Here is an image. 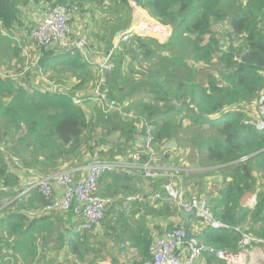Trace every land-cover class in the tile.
<instances>
[{"label":"trees","instance_id":"1","mask_svg":"<svg viewBox=\"0 0 264 264\" xmlns=\"http://www.w3.org/2000/svg\"><path fill=\"white\" fill-rule=\"evenodd\" d=\"M131 1L162 25L170 26L173 35L161 43L154 37L134 34L128 42L119 44L116 68L107 85L109 97L118 101L122 114L117 111L106 116L101 112L96 118L89 117L84 105L77 104L74 98L86 90L88 81L94 84L95 67L94 71L81 55H70L57 46L38 47V59L32 66L37 72L34 80L0 76V125L15 131L25 128L27 133L18 139L19 144L36 147L33 157H23L20 149L8 147L10 157L41 175L91 160L123 158L142 151L134 146L148 124L154 128L158 149L172 139L184 149L189 142L197 149L194 153L201 154L200 163L205 160L210 166L222 165L219 171L224 182L211 209L217 219L233 228L215 230L194 217L191 229L202 245L236 251L241 236L234 228L246 225L249 232L264 238V131L246 122L252 116L249 109L264 93V0ZM41 3L45 9L77 4L80 12L105 7L112 15L125 13L117 24L109 26V39L129 27L130 0H0V44L26 25L30 34L32 26L25 15L31 6ZM13 51L19 53V49ZM39 75L47 77L49 86L42 85ZM74 77L79 81L71 88L69 80ZM130 113L135 117L130 118ZM9 131L0 135V141L6 136L5 146L7 138L14 141L16 136ZM182 135L186 138L179 141ZM2 148L0 202L2 196L12 193L18 198L5 203L0 212V264H28L37 256L39 238L44 241L47 236L53 242L58 237V244L50 249L66 250L80 264H101L112 256L104 232L99 231L103 223L92 232L66 230V236L61 229V214L40 213L46 203L41 195L35 191L20 195L23 174L9 167ZM244 157L247 160L241 161ZM133 176L109 172L102 180L111 177L114 184L126 185ZM108 189L112 193L113 186ZM249 192L256 196L254 208L243 201ZM120 193L114 186L111 197ZM139 203L143 202L134 203V209ZM151 208L175 214L174 205L167 200H158ZM125 216L120 214L118 222L111 225L110 242L123 240L129 228L124 224L128 221ZM134 223L136 228L124 239L130 242L125 248H135L137 254L130 256L127 263L143 264L149 258L153 237L143 221ZM174 227L171 224L168 229ZM90 254L97 257L90 260ZM204 254L207 264H225L208 252Z\"/></svg>","mask_w":264,"mask_h":264},{"label":"built area","instance_id":"2","mask_svg":"<svg viewBox=\"0 0 264 264\" xmlns=\"http://www.w3.org/2000/svg\"><path fill=\"white\" fill-rule=\"evenodd\" d=\"M134 21L118 35L117 42L109 49L97 53L92 47L91 39L86 36L75 37L70 26L71 17L80 13L77 4H58L44 9L34 19L30 37L37 47H59L70 55L79 54L83 60L96 69L95 84L88 95V99L74 98L79 105L83 102L96 101L101 112L106 116L121 112L116 99L109 97L108 78L116 68L115 54L120 43L128 42L134 34L151 36L161 43H166L173 35L170 26L152 21L144 9L130 0ZM90 99V100H89ZM131 118L135 117L132 113ZM247 123L264 131V93L256 102V109L252 112ZM142 137V151H135L123 158L113 160H91L86 163L70 166L51 175H41L37 172L22 168L24 175L32 174L28 180H23L20 195L31 191L41 195L46 203L40 210L42 214H71L74 226L78 231L92 232L101 226L105 218L110 215L114 198L100 194L102 178L107 173H122L125 175L142 174L149 180L164 179L163 189L154 193L143 194L137 192L127 195L126 201L155 203L167 200L180 209L196 211L204 226L215 230H231L233 227L214 216L211 205L205 197L189 198L177 173L157 164L159 153L155 146L154 128L146 125ZM147 155V156H144ZM247 160V157L241 161ZM246 205L254 208V196L246 201ZM180 220V219H179ZM241 236L238 249L227 251L209 248L204 245L197 248L193 243H184L185 229L182 223L168 229L163 235L152 239L149 245V258L143 264H197L202 253L208 252L225 264H264V238L257 237L248 230V226L234 228ZM125 248V245H122ZM131 256L137 253L132 250ZM127 264H133L129 261Z\"/></svg>","mask_w":264,"mask_h":264},{"label":"crops","instance_id":"3","mask_svg":"<svg viewBox=\"0 0 264 264\" xmlns=\"http://www.w3.org/2000/svg\"><path fill=\"white\" fill-rule=\"evenodd\" d=\"M44 9H45V5L43 6L42 3L37 5V6H31V8H29V13L32 14V15L30 14L32 25L34 23V19L38 15H40V13ZM104 10H106L105 7H104ZM123 12H125V11L123 10ZM128 13L130 15L128 26H130L134 21L133 10L131 13L130 8H129ZM122 15H125V13H122ZM122 15H121V13L118 15H112L111 13H109L108 18H110V20H111L110 23L117 22L116 20H119V18ZM148 17L152 21H156L154 18H152L150 16V14H148ZM105 19H106V21L108 20L107 16L99 10L86 11V12L81 11L79 14H75L71 17L70 26L72 27L73 35L75 37H78V36L88 37L89 39H91L92 47H93L94 51H96L97 53L104 52L110 48L111 43L117 42L118 35L120 33V32L116 33L115 36L112 39H108V41L102 39L101 36H103L105 31H103L104 29L102 30V28H100L101 27L100 24L105 25L104 23H102L103 20H105ZM107 27H108V25L106 26V28ZM91 68H92V70L95 71L94 66H91ZM78 81L79 80H77L75 77L70 78L69 84H68L69 87L70 86H71V88L75 87V85L78 83ZM91 85H92V81H88L86 84V89L90 87V90H91ZM89 94H90V91L87 92V90L79 93V95H85V96H83V98H86V99H88ZM84 108H85V111L87 112L89 117L96 118L97 116H99L101 114V109H100V107L96 101H91V102L85 104ZM255 109H256V105H254L253 108L249 109V112H250L249 114H251ZM181 137L183 139L186 138L185 135L179 136V141H182ZM141 142H142V137H139L137 144L134 147L135 148L140 147L142 144ZM187 145H188L187 149H190V146H189L190 143L189 142ZM157 150L159 153V158H160V152H161V154L163 155L162 156L163 160L165 161V164L160 165V166L168 169L169 167H167V166H169V162L167 160H170V161L174 160L173 159V158H175L173 156L174 152L176 150L181 151L183 149L175 139H172V140H169L168 143L163 144L161 146V148H159V149L157 148ZM159 158H158V160H159ZM158 160H157V164L159 165ZM199 161H200V159H198V163H199ZM189 165H190L189 162L184 164V168H182L184 173H182V175H181V173H178V176L181 178V181H182V184L184 187H185V184L183 183L184 180L188 184V186L185 187V189H187L186 190L187 196L189 198H193V197H198V195L194 194L193 190L188 188V187H190V185H191L193 187V189L195 191H197L196 187L200 186V185L199 184L195 185L194 183H196V182H194V183L190 182L189 183V181H193L194 178H201V177H200V175H192L191 176L189 174V172L192 170H197V169L192 168V167H188ZM199 165H200V163H199ZM221 167H222V165L221 166H211V168H215V171H216L215 173H213L211 175V178L212 177L216 178V179H218L219 182H222L216 190H213V194H211L209 196V199L205 196V198L208 199L211 206L215 205L216 202L218 201V199H219L218 189L222 186V184L224 182L223 174L219 171V168H221ZM115 174H122V173H115ZM182 176L184 177V180H183ZM131 178H132L131 183H128L126 185L124 183H120V182L114 184L111 177L105 178L104 180L101 181V184H100V186H101L100 188L103 191V193H105V194L107 193L105 196H109V195L111 196L113 194L114 186H115V188H117L121 192L116 197H113L114 201H115L114 202V206H115L114 208L116 209L115 213H114V222L115 223L118 222V218L120 217V214H125L126 215L125 217L128 218V221L124 222L125 225H129V228L127 230V233H125L124 238H127L128 233H130V231H132L134 228H136V224L134 223V222H136V220H141V221H143L144 224L147 225V228L149 229L153 238L163 235L164 232L166 230H168V227L171 224H173L174 226L179 225L180 223L184 224V220L180 217L181 209L176 207L175 205L173 208V210H175V214L167 213L168 210H165L163 208H160L158 210L151 208V206L154 203H150L149 201L139 203V207L137 209H134V207L132 205L136 202H130L129 203L128 201H126L127 195L135 194L137 192H141L143 194H149L150 195L151 193L161 191L163 189V185H164L165 180L164 179L149 180V179L143 178V176L139 175V174L134 175ZM209 179L210 178H207L206 181H204V178H203V180L197 179L195 181H197V182L200 181L202 183H205V185L207 184V186H208L207 188L210 190L211 183H206ZM191 183H193V184H191ZM21 185H23V183ZM112 186H113L112 193H108V190H109L108 188L112 187ZM124 186H125V188H124ZM101 195H103V194H101ZM199 196H201V194H199ZM251 196H254L256 198L254 192H249L245 195L243 201L246 203V201H248L251 198ZM201 197H203V195ZM134 205H136V204H134ZM134 212H135V215H132V213H134ZM61 215L62 216H60V217H63V219L67 220V222H68L67 228L72 229V227L74 226V217L71 214H61ZM194 217H197V216L190 217L191 227L194 226V224H195V221L193 219ZM115 226L117 228L119 227L118 224H115ZM107 227L110 228L111 226L107 225ZM195 229L198 232L200 231V228L198 226ZM120 230L123 231L122 228H120ZM124 238H123V240L125 243H123L122 245L130 244V242ZM132 249L135 250V248H132ZM5 250L6 249L4 248L3 252H5ZM109 259H111V262H109L110 260L109 261L104 260L101 262V264H127L128 253H126V254L123 253L122 255L116 256L113 258H111V256H109ZM199 264H207L206 256H204V258L201 260V262Z\"/></svg>","mask_w":264,"mask_h":264},{"label":"rangeland","instance_id":"4","mask_svg":"<svg viewBox=\"0 0 264 264\" xmlns=\"http://www.w3.org/2000/svg\"><path fill=\"white\" fill-rule=\"evenodd\" d=\"M49 4H50L49 6H51V3H49ZM104 5H109V2H105ZM84 6H88V3L84 2ZM84 6H83V8H84ZM97 10L101 11L103 14H105L107 16L108 20L107 21H106V19L103 20L102 23H104L105 25L100 24L101 25L100 28H102V30L104 29L103 31H105V33L103 34V36H101V38L106 40V41H108V39L110 38L109 34H110L111 30H112V29L111 30L109 29V26L115 24L116 22L110 23L111 20H110V18H108V14L109 13L107 12V10H104L103 7L99 8ZM130 12L132 13V8L131 7H130ZM146 13H148V12H146ZM30 14L31 13L25 15V17H26V22L27 21L30 22L31 26H32V21H31V18H30ZM107 25H108V29L106 28ZM26 26L28 27V25H26ZM26 26L23 29L21 28L18 31L10 33L11 38L7 39L6 42H4V44H0V76L1 77H8V78H12V79L14 78L15 80L21 81L20 78L22 76L27 78L28 80H34L35 79V75H37V72L32 69V66L34 65V63L38 59L37 56L35 55V52H36L38 47L35 45L34 41L31 39L30 34H29L28 29L26 28ZM224 26H225V23L222 24V28ZM223 32H219V35L220 36L223 35ZM4 34H8V32H4ZM23 45H27V46H23ZM17 49H19V53L15 54V52L13 50H17ZM197 68L200 69L201 66H198ZM207 70L211 71V68H208ZM39 81L42 83V85L49 86V84L47 83V81H48L47 77H42L41 75H39ZM94 84L92 83L91 90H90V87L86 89L87 92H89V91L91 92L92 91V88L94 87ZM83 96H85V95H81L79 97H83ZM139 126H140V129H141L142 126L141 125H139ZM9 130H11V131H9ZM6 131H9L8 133H11L10 135H16L15 139H14V141H11V138H7L8 144L5 146V143H6V136H5L4 137V141L3 140L0 141V147H3L2 148V150H3L2 152H4V155H6L8 161H9L8 162L9 167H11L12 170H14V171H18V172L22 171L21 169L23 168V164H22L23 161L21 162L17 158H13L12 159L10 157V154H9L10 152L8 153V151L10 150V148H8V147H13V148L17 147L16 150L20 149L21 150V155L23 157H25V155H28V154L32 155V157H33L34 154L36 153V151H35L36 147L35 148H33L32 146L29 147V146H27L26 143L25 144L23 143L24 145L23 144H21V145L19 144L18 139L23 137V136H25L26 133H27V130L25 128H23V129H21L19 131H15V129L12 130L11 128H8V127L6 128L3 124H1L0 125V135L1 136L3 134L5 135ZM1 136H0V138H2ZM189 146H190V149H187V148L184 149L182 147L183 150H181V151L180 150H176L174 152V154H173V156L175 157V158H173L174 160H172V161L167 160L169 162V166H167V167H169L168 169H170L172 173H177V174L181 173V175H182V173H184V171L182 169V168H184V164L189 162L190 165L188 167H192V168L197 169V170L190 171L189 174L191 176L192 175H200L201 178H194L193 181H189V183L190 182H193V183L196 182V183H194L195 185H197V184L200 185V186L196 187L197 191H195L191 185L188 188L192 189L194 194H196L198 196H199V194H201V196L202 195H203V197L206 196L209 199V196L211 194H213V190H216L220 186V184L222 182H219L218 179H216V178H213V177L211 178V175L213 173H215L216 171H215V168H211L210 164L207 161L204 160L203 163L199 162L200 163V165H199L198 159H201V154H199V153L195 154L194 153L197 150L194 145L190 144ZM162 156L163 155L160 152V158L158 160L159 165H164L165 164V161L163 160ZM65 165H64V167H65ZM31 175L32 174L24 175L23 179L24 180H26V179L28 180V178H30ZM203 178H204V181H206L207 178H210L206 182V183H211L210 190L207 188L208 187L207 184L205 185V183H202L200 181H198V182L195 181L197 179H202L203 180ZM180 180H181V178H180ZM183 180H184V177H183ZM183 183L185 184L186 181L184 180ZM193 183H191V184H193ZM100 192L103 193L102 190H100ZM108 193H109V191H108ZM108 197H111V196L109 195ZM2 198H3V200L0 202V204H2V206L0 205V212H1L3 207H5L9 203H11V201H13L14 199L18 198V196H15L12 193L11 195H4V196H2ZM5 203H6V205H5ZM114 207L115 206L113 205L110 215H108L105 218V220L103 221L102 229L99 230V231H100V233L104 232V236L106 237V239L109 242V244H107L106 242H105V244L107 246H109L110 250L112 251V252L110 251L112 253L111 258L116 257V256H120L123 253L124 254L128 253V258H129L131 256V254H132V251H130L131 249H129V248L128 249L127 248H122L121 245L123 243H125L124 240H119L117 242H113V241L110 242L109 234H110L111 229L109 227H107V225L111 226L114 223V213H115V210H116ZM67 226H68V222H67V220L64 219L63 220V226L61 227V229H62V232H64L66 234V236H69V234L66 232V230H70V232H71V230L75 229L76 227L73 226L72 229H68ZM39 239H38L39 241L37 240L38 244H39V249L37 250L38 251L37 252V256L31 262H28V264H74V263L75 264H80V262L78 260H76L74 262V258L71 256V254L66 252V250L61 251V249H59V250L55 251V250L50 249V247L52 245L58 244V241H56V239H58L57 236L54 238L55 242H53V238L52 237L49 238L48 236H47L46 240H44V241H43V237L39 238ZM48 240H50V241L47 242ZM97 247L98 246H96V248ZM106 253L107 252H104V254H106ZM204 256H205L204 253H202L200 255V257H199V259L197 261V264H199L201 262V260L204 258ZM95 257H97V256H95L94 254L88 255V259H90V260L95 258ZM105 261L111 262V259H109V256L105 258Z\"/></svg>","mask_w":264,"mask_h":264},{"label":"water","instance_id":"5","mask_svg":"<svg viewBox=\"0 0 264 264\" xmlns=\"http://www.w3.org/2000/svg\"><path fill=\"white\" fill-rule=\"evenodd\" d=\"M196 216V211H187L185 209H181L180 217L184 220V229H185V236L183 237L184 243H193L197 248H201L202 244L198 240L196 234L191 229V222L190 217Z\"/></svg>","mask_w":264,"mask_h":264}]
</instances>
